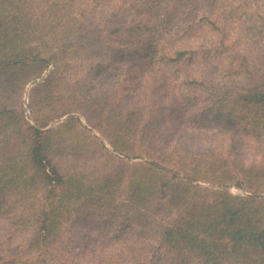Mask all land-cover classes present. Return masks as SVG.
<instances>
[{
    "label": "trees",
    "instance_id": "16d2710c",
    "mask_svg": "<svg viewBox=\"0 0 264 264\" xmlns=\"http://www.w3.org/2000/svg\"><path fill=\"white\" fill-rule=\"evenodd\" d=\"M0 264H264V0H0Z\"/></svg>",
    "mask_w": 264,
    "mask_h": 264
},
{
    "label": "rangeland",
    "instance_id": "374dc122",
    "mask_svg": "<svg viewBox=\"0 0 264 264\" xmlns=\"http://www.w3.org/2000/svg\"><path fill=\"white\" fill-rule=\"evenodd\" d=\"M52 67L50 66L46 71H48V73H49V71H50V69H51ZM46 71L44 72V73H46ZM43 73V74H44ZM43 80V79H42ZM36 82H37V79L35 80ZM41 81V80H40ZM34 82V81H33ZM33 82L32 83H30L29 85H28V88H27V90H26V92H25V95H24V100H25V103H27V92H28V89H29V87H30V85L31 84H33ZM27 106V105H26ZM67 115H75V116H79L80 117V119L82 120V122L84 123V124H86V122H85V119L83 118V116H82V114L81 113H79V112H73V113H69V114H67ZM67 115H64L63 117H61V118H59L57 121H55V122H59V121H61L63 118H65ZM193 118L191 117H188L187 118V121H188V123H190V124H187V122H182V123H178L179 125H181V127L182 128H184L183 129V131L184 132H186L187 134H193V135H195V136H200V137H202V136H204V135H209L210 133H212L213 131V127H209V126H207V124H208V122H206V121H203V119H199V120H192ZM176 122V121H175ZM178 122V121H177ZM197 122H200V124H198ZM53 123L54 122H52L51 124L53 125ZM50 125V124H49ZM91 129H92V132L93 133H95L96 135H98L99 137H100V139L102 140L103 138H102V136L98 133V131H96V129H94V128H92L91 126H89ZM209 128V129H208ZM251 136H247V135H244V136H242V138H241V141H240V148H241V150H242V152L245 154V156H246V158H247V160H251L252 158H254L255 157V154H253V147H252V140H251V138H250ZM104 141V140H103ZM108 146V145H107ZM202 184H205V185H208V183L206 184V183H202ZM228 188V190L231 192V193H233V194H245V193H247V194H250L249 192H246V190L245 189H243V188H240V187H237V186H235V185H231V186H229V187H227Z\"/></svg>",
    "mask_w": 264,
    "mask_h": 264
},
{
    "label": "water",
    "instance_id": "95a60500",
    "mask_svg": "<svg viewBox=\"0 0 264 264\" xmlns=\"http://www.w3.org/2000/svg\"><path fill=\"white\" fill-rule=\"evenodd\" d=\"M48 74V71H46V73H44L42 76H40L39 78H37V81H40L42 79H44ZM52 126V124L48 125V127Z\"/></svg>",
    "mask_w": 264,
    "mask_h": 264
}]
</instances>
